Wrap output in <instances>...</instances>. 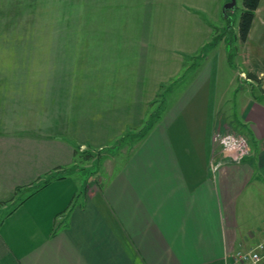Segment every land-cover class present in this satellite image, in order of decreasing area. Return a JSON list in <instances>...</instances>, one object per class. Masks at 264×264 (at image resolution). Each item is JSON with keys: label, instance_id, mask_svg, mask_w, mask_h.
Returning a JSON list of instances; mask_svg holds the SVG:
<instances>
[{"label": "crops", "instance_id": "1", "mask_svg": "<svg viewBox=\"0 0 264 264\" xmlns=\"http://www.w3.org/2000/svg\"><path fill=\"white\" fill-rule=\"evenodd\" d=\"M223 1L0 0V264H250L235 255L264 234V0L235 40L246 86L230 99L207 83L223 58L190 59L211 32L197 10L218 17ZM164 15L185 17L175 39L159 37ZM190 62L194 80L137 136ZM217 130L248 152L233 158ZM132 135L101 184L80 188L75 146Z\"/></svg>", "mask_w": 264, "mask_h": 264}, {"label": "rangeland", "instance_id": "2", "mask_svg": "<svg viewBox=\"0 0 264 264\" xmlns=\"http://www.w3.org/2000/svg\"><path fill=\"white\" fill-rule=\"evenodd\" d=\"M227 1L228 0H224L222 6ZM242 7V0H236L235 4L232 7H226L230 8L229 10L226 9L230 13V18L222 15L224 14V11L222 9V14L219 13L218 17H216L217 15H210L208 13L204 14V12L200 9L197 10L198 13H201V18L204 19L211 27V32L204 47V56H210L212 58H223L218 64V72L220 73L219 76H217L216 79L212 78L211 80H209V82L207 81V83L210 85L215 84L217 90L220 93H225L226 96H228V99L233 96L231 91L233 86H246V84L240 85V80L232 74L235 69L234 64L239 56V54L236 53L237 44H235V40L238 39L236 35L238 33L239 15ZM156 18L158 24L168 27V32L164 34L159 33V37H162V39H166V36H168L167 33L171 35L173 39H175L176 34L170 33V31L175 29L177 25L183 23L185 19V17L181 15H164ZM157 34L158 32L156 33V36ZM198 66L199 64L195 65V67L189 69L184 76L179 77L178 75L181 74L183 70L182 69L180 72H177V74L173 75L168 81H166L168 82V85H171L172 80H174V83L167 96L165 95V97H161V99L164 101V104H166L169 100H171L170 103H174L180 97L179 95L181 90L183 91L187 83L189 84L192 80H194L196 73L200 70V68L196 70ZM183 82L186 83L184 86L181 85ZM161 99L159 96H157L156 99L154 98L152 107L157 103L160 104ZM226 104H229V100L226 101ZM140 130L142 131V128L137 129L136 132ZM138 135H140L139 132L137 133V136ZM130 138L131 139L128 140L123 137L120 140H115L109 144L106 143L105 146L101 148L90 146V148H87L90 149L91 152L88 158H84L81 155L79 157L77 156L78 158H75V163L72 164V167H69L68 170H70L73 177L77 178L82 183L80 188H92L95 186H99L104 175H107L110 170L116 168L118 164L123 160L127 152L135 144L136 141L134 140V138H136V135H132V137ZM83 147L80 146L79 149L81 150L83 149ZM253 212L258 217V219H260L261 215H257L254 210ZM260 212L261 210H259L257 213ZM254 219L257 218H255L254 216ZM262 236L261 239L264 238V234H262Z\"/></svg>", "mask_w": 264, "mask_h": 264}, {"label": "trees", "instance_id": "3", "mask_svg": "<svg viewBox=\"0 0 264 264\" xmlns=\"http://www.w3.org/2000/svg\"><path fill=\"white\" fill-rule=\"evenodd\" d=\"M242 2H243V7H242V9L240 11V15H239L237 36H238V38L241 41H244L247 38V35H248V32H249V28H250L252 20H253L254 12H255V9H256V7H257V5L259 3V0H242ZM222 9L226 13L227 17L230 18V13L228 11L230 8L222 7ZM226 9H228V10H226ZM204 47H203L202 50H204ZM203 55H205L204 51H200L199 53L195 54L193 57H190V59H195L197 57H202ZM192 65H193V62H190L188 65H186V68L182 72L181 77L187 71L186 69H188V67L192 66ZM249 74H251L254 77L257 76L255 73H252V72H250ZM179 77H180V75H179ZM173 83H174V80L171 81V84H173ZM160 88H162V89L159 91L157 96H159L160 99H161V97H165V93L167 92L168 87L167 86L165 87L164 84H162ZM153 102H154V99L152 101H150V106L151 107H152ZM157 104L155 106H153V108H151V110L148 112L147 117L145 118V121L143 123L144 125L141 127L142 131L141 130L138 131L140 133V135H143L148 130V128L150 127L152 121L155 119V117L158 115L159 111L161 110V107L163 106L164 101L161 99V103L160 104L157 103ZM125 135H127V133H125ZM121 138H123V137H121ZM90 153H91L90 149L83 148V149L80 150L78 146H75L76 157L77 156L79 157L81 155L84 158H88L90 156ZM58 176H60V175H59V173H57V171L47 172L45 174V176L42 177L41 180L31 183V185L29 186V189H28L29 193H32L39 186H41L44 183L48 182L52 178H55V177H58ZM19 187H21V186L20 185L17 186L15 188V191H17ZM0 202H1V200H0Z\"/></svg>", "mask_w": 264, "mask_h": 264}, {"label": "built area", "instance_id": "4", "mask_svg": "<svg viewBox=\"0 0 264 264\" xmlns=\"http://www.w3.org/2000/svg\"><path fill=\"white\" fill-rule=\"evenodd\" d=\"M239 76L248 81H252L245 71H239ZM214 140L218 145L226 148L233 158L239 159L248 152L249 146L247 138L241 134H231L228 132L215 131ZM235 257L241 262L250 264H264V238L258 240L253 246L240 249L236 252Z\"/></svg>", "mask_w": 264, "mask_h": 264}, {"label": "water", "instance_id": "5", "mask_svg": "<svg viewBox=\"0 0 264 264\" xmlns=\"http://www.w3.org/2000/svg\"><path fill=\"white\" fill-rule=\"evenodd\" d=\"M236 0H228L227 2H225L223 4V7L226 8V7H232L234 4H235Z\"/></svg>", "mask_w": 264, "mask_h": 264}]
</instances>
